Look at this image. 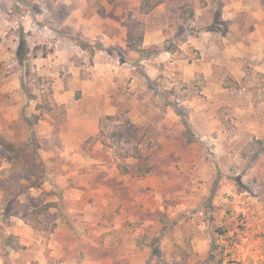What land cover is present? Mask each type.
<instances>
[{"label":"rangeland","instance_id":"1","mask_svg":"<svg viewBox=\"0 0 264 264\" xmlns=\"http://www.w3.org/2000/svg\"><path fill=\"white\" fill-rule=\"evenodd\" d=\"M138 5L0 0V264H264V0Z\"/></svg>","mask_w":264,"mask_h":264},{"label":"trees","instance_id":"2","mask_svg":"<svg viewBox=\"0 0 264 264\" xmlns=\"http://www.w3.org/2000/svg\"><path fill=\"white\" fill-rule=\"evenodd\" d=\"M117 0H106L108 4H114ZM163 3V0H139V5H138V12L140 14H149L151 13L155 8H157L159 5ZM184 14L189 13V15H193V12L189 8H184L183 11ZM226 84H224V87L229 88L230 83H233V80L230 78H226ZM41 101V100H40ZM38 101L36 103V109L40 110V112H49L51 107L49 104L48 98H44L41 102ZM39 115H30L27 118V124L29 126H33L36 124L38 120ZM183 136L186 137L187 141L189 142V137L187 136L186 133H183ZM23 148H19L18 150L15 151V156L18 157L19 152L23 151ZM134 159H136V162H134V168L129 169V167L125 165H120L118 164L117 167L120 170L121 173L125 174H130L133 177H143L146 176L147 174L150 173L151 171V166L147 162V158L144 157L138 148H134V153H133ZM50 204H43L39 206L38 208H35L30 212V214L25 218L26 224L31 226L34 229L38 230H43L41 227V220L39 219V216L43 215L44 213L47 212V210L50 208Z\"/></svg>","mask_w":264,"mask_h":264}]
</instances>
